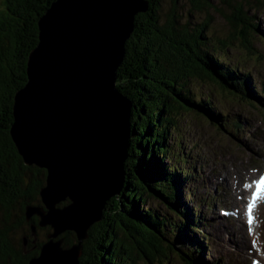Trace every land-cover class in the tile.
Listing matches in <instances>:
<instances>
[{
	"label": "trees",
	"instance_id": "obj_1",
	"mask_svg": "<svg viewBox=\"0 0 264 264\" xmlns=\"http://www.w3.org/2000/svg\"><path fill=\"white\" fill-rule=\"evenodd\" d=\"M52 1L0 0V264H28V259L38 254L44 235L51 232L49 226L38 225V216L29 220L25 217L26 205L41 203L39 189L45 183L46 171L23 163L9 129L13 96L26 81L28 53L38 41L37 20ZM148 1L149 11L135 17V28L126 40L125 56L117 70L116 86L132 103L125 184L118 196L106 201L103 219L89 228L79 264H123L125 258L135 262L138 258L133 250L148 262L168 259L171 254L180 258L181 251L185 264H205L204 246L190 250L185 246L190 240L182 241L191 232L190 213L180 207V178L173 166L177 156L173 159L175 156L166 154L169 131L182 108L212 119L221 128V122L226 125L209 100L195 95L187 86L192 78L212 82L222 92L249 104L255 105L252 98L261 101L248 77L242 81L240 72L216 56L211 45L221 49L237 42L247 55L253 54L256 48L251 39L259 29L257 22L250 23L255 14L249 10L263 11L264 0H221L232 9L225 16L228 26L221 36L206 32L210 18L193 33L179 23L172 7L185 0H171L164 21L159 16L160 0ZM187 1L193 11L209 4L208 0ZM150 198L173 215L171 223L163 225ZM35 232L40 241L33 246L30 238ZM24 237L29 242L26 247ZM61 237L68 245L76 242L72 232H64ZM90 242L92 251L88 250Z\"/></svg>",
	"mask_w": 264,
	"mask_h": 264
},
{
	"label": "water",
	"instance_id": "obj_2",
	"mask_svg": "<svg viewBox=\"0 0 264 264\" xmlns=\"http://www.w3.org/2000/svg\"><path fill=\"white\" fill-rule=\"evenodd\" d=\"M148 11V0H54L37 20L9 129L23 163L46 171L41 203L24 213L51 232L28 264H79L89 228L124 187L132 103L116 86L117 70L135 17Z\"/></svg>",
	"mask_w": 264,
	"mask_h": 264
},
{
	"label": "rangeland",
	"instance_id": "obj_3",
	"mask_svg": "<svg viewBox=\"0 0 264 264\" xmlns=\"http://www.w3.org/2000/svg\"><path fill=\"white\" fill-rule=\"evenodd\" d=\"M233 2L238 1L233 0ZM160 3L162 8L159 16L164 21L165 16L172 7V1L160 0ZM208 3V5H203L200 11H193L191 9L193 8L192 5L190 6L187 0L185 2L177 1L176 6L172 7V9L178 22L187 27L189 32L193 33L196 28L199 30V24H203L206 19L210 18L206 32L210 36H221L227 31L228 25L225 16L232 9L229 5L222 3L221 0H208ZM249 12L255 14V17L251 18L250 23L257 22L259 29V33L256 32L254 38L251 39L256 48L253 54L247 55L243 45H239L237 42L221 49L211 46L216 56H221L220 58L223 61L235 66L237 71H243L240 76L243 77L245 72H250L254 90L257 91L264 87V10H249ZM187 86L194 91L195 95L202 97L203 100L208 99L216 111L221 112L224 116L228 115L229 118H226L225 122L227 124L225 126L221 122V128L212 119L207 120L204 115L184 108L180 109L174 117L176 124L169 131L167 144L169 149L166 154L167 157L169 155L175 156L174 158L171 157L173 159L177 156L175 160L177 164L173 166L178 172L179 178L183 176L182 174L186 170L184 166L192 174V177L188 179L190 185L186 187L184 182L180 188L182 199L180 207L188 206L192 208L195 206L194 209L196 211L194 210V213H197L195 216L200 215L202 220L209 223V226L206 223L203 227L204 231H202L195 226H191L190 221L189 228L193 227L191 229L192 232L184 236L185 239L182 241L192 240L190 244L185 245L189 249L195 248V244H199L200 241L201 245L205 246L206 256H209L207 259L218 260L220 264H246V260L250 263L251 258L255 254L248 257L250 253H248V247H245L243 245L245 243L240 239V235L243 233L246 238L248 237V242L250 243L249 235L242 227L239 231L237 220L231 217L224 219L219 214V209L222 207L231 209L237 206L235 205L237 203L227 206L230 195L237 194L232 192L234 184L225 185L221 183V179L225 173H228V178L234 177V167H236V172L240 171L246 174L254 166L263 163V160L259 158V152L262 146L261 135L264 134V113L262 109L237 98L227 91H223L225 92L223 93L217 85L207 82V80H195L192 78L188 81ZM263 96L261 97L264 99ZM233 121H238L242 128L241 131L234 132V128L230 126ZM259 159L262 162H259ZM213 178L220 182L218 187L213 186ZM188 188H190L189 192L192 190V196L186 193ZM149 201L150 205L157 209L156 214L163 220L164 226L172 222L173 215L169 214L168 211L166 213L162 206L157 205V203H160L158 200L150 198ZM260 211L263 214L258 218L257 230L264 220V206L263 208L261 207ZM202 220L201 224L203 223ZM116 233L117 237L121 239V230L118 229ZM262 234L264 236V223ZM262 240L264 247V238ZM92 242L88 245L89 251L93 250ZM191 243H193L192 246ZM123 245L128 248V244L126 245L124 241ZM24 247L26 246L24 245ZM27 251H24V253ZM132 253L138 259L132 262L128 258H121L123 264H185L181 258L178 256L173 257L172 254L168 259L160 258L148 262L144 258L138 257L135 250Z\"/></svg>",
	"mask_w": 264,
	"mask_h": 264
},
{
	"label": "snow or ice",
	"instance_id": "obj_4",
	"mask_svg": "<svg viewBox=\"0 0 264 264\" xmlns=\"http://www.w3.org/2000/svg\"><path fill=\"white\" fill-rule=\"evenodd\" d=\"M253 184L256 186L255 191L252 193V199L247 207L249 225L253 223L252 210L255 207L256 201L261 196V194H264V174H261L258 180L253 181ZM245 187H251V185H245Z\"/></svg>",
	"mask_w": 264,
	"mask_h": 264
},
{
	"label": "bare ground",
	"instance_id": "obj_5",
	"mask_svg": "<svg viewBox=\"0 0 264 264\" xmlns=\"http://www.w3.org/2000/svg\"><path fill=\"white\" fill-rule=\"evenodd\" d=\"M243 72V71H242ZM264 88V87H263ZM228 204H230V202L228 203ZM220 215H222V216H224L225 215V213L224 212H220ZM198 218H199V216H195V219L196 220H198ZM239 229V231L241 230L240 228H238ZM264 238V236H262V237H256L255 238V240H259V239H263ZM240 239L241 240H243V243H244V241L245 240H247V238L245 237V235L243 234V233H241V235H240ZM246 243L247 244H243L245 247L247 246L248 247V249H250V245H249V242L248 241H246ZM193 243H191V245H192ZM199 244H201V242L199 241ZM204 250H205V248H204ZM206 252V251H205ZM239 257V256H238Z\"/></svg>",
	"mask_w": 264,
	"mask_h": 264
},
{
	"label": "flooded vegetation",
	"instance_id": "obj_6",
	"mask_svg": "<svg viewBox=\"0 0 264 264\" xmlns=\"http://www.w3.org/2000/svg\"><path fill=\"white\" fill-rule=\"evenodd\" d=\"M48 234V233H47ZM47 234H45L44 235V237H43V241H45L46 240V238H47ZM32 238H30V244H33V246H34V244L36 243V242H39L40 240L38 239V236H37V233L35 232L32 236H31ZM45 239V240H44ZM64 242V241H63ZM29 242H28V240H27V242H26V246H27V244H28ZM64 244H66L65 242H64ZM34 248V247H33Z\"/></svg>",
	"mask_w": 264,
	"mask_h": 264
}]
</instances>
